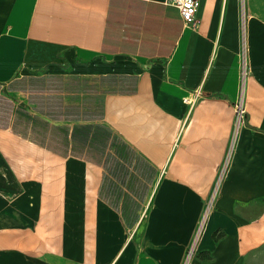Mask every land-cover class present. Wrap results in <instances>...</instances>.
I'll use <instances>...</instances> for the list:
<instances>
[{"label": "crops", "instance_id": "obj_1", "mask_svg": "<svg viewBox=\"0 0 264 264\" xmlns=\"http://www.w3.org/2000/svg\"><path fill=\"white\" fill-rule=\"evenodd\" d=\"M197 19L0 0V264H246L264 244V0Z\"/></svg>", "mask_w": 264, "mask_h": 264}, {"label": "built area", "instance_id": "obj_2", "mask_svg": "<svg viewBox=\"0 0 264 264\" xmlns=\"http://www.w3.org/2000/svg\"><path fill=\"white\" fill-rule=\"evenodd\" d=\"M169 2L179 8L180 15L185 27H188L190 29H196L198 27L197 10L199 6V0H169ZM249 72L250 65L246 60V57L243 56L239 72L241 94L234 103L235 128H238L240 125H243L246 121L247 107L243 92L246 77ZM186 102L191 104L193 102V97H188L186 99Z\"/></svg>", "mask_w": 264, "mask_h": 264}, {"label": "rangeland", "instance_id": "obj_3", "mask_svg": "<svg viewBox=\"0 0 264 264\" xmlns=\"http://www.w3.org/2000/svg\"><path fill=\"white\" fill-rule=\"evenodd\" d=\"M190 254V251L189 253ZM189 257V255H188ZM188 260V259H187ZM187 260L184 264L187 263ZM246 264H264V244L254 249L246 257Z\"/></svg>", "mask_w": 264, "mask_h": 264}]
</instances>
